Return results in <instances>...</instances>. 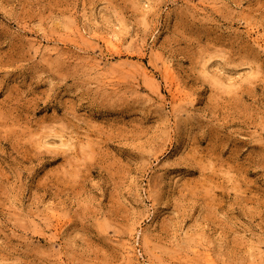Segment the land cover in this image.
I'll return each mask as SVG.
<instances>
[{
	"label": "rangeland",
	"instance_id": "374dc122",
	"mask_svg": "<svg viewBox=\"0 0 264 264\" xmlns=\"http://www.w3.org/2000/svg\"><path fill=\"white\" fill-rule=\"evenodd\" d=\"M0 264H264V0H0Z\"/></svg>",
	"mask_w": 264,
	"mask_h": 264
},
{
	"label": "bare ground",
	"instance_id": "6f19581e",
	"mask_svg": "<svg viewBox=\"0 0 264 264\" xmlns=\"http://www.w3.org/2000/svg\"><path fill=\"white\" fill-rule=\"evenodd\" d=\"M111 42H112V40L109 39V41H107L106 44H107V45H113V43H111ZM116 44H117V43H116ZM107 45H106V46H107ZM108 47H109V46H108ZM110 47H111V46H110ZM111 48H112V47H111ZM68 140H70V139L68 138ZM69 142H70V141H69ZM68 145H69V144H68Z\"/></svg>",
	"mask_w": 264,
	"mask_h": 264
}]
</instances>
